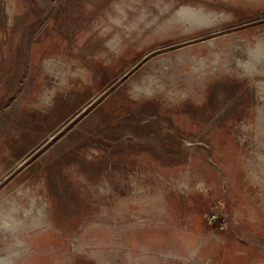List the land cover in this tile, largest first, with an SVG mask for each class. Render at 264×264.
Segmentation results:
<instances>
[{"label":"rangeland","instance_id":"rangeland-1","mask_svg":"<svg viewBox=\"0 0 264 264\" xmlns=\"http://www.w3.org/2000/svg\"><path fill=\"white\" fill-rule=\"evenodd\" d=\"M0 264H264V0H0Z\"/></svg>","mask_w":264,"mask_h":264}]
</instances>
